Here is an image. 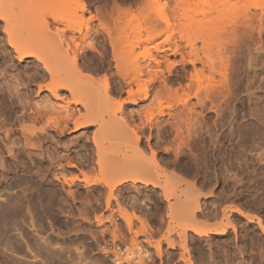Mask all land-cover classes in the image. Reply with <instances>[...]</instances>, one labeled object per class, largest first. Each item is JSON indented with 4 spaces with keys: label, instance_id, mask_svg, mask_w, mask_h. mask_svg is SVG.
Segmentation results:
<instances>
[{
    "label": "rangeland",
    "instance_id": "rangeland-1",
    "mask_svg": "<svg viewBox=\"0 0 264 264\" xmlns=\"http://www.w3.org/2000/svg\"><path fill=\"white\" fill-rule=\"evenodd\" d=\"M19 1L20 0H16V2L15 0H5L9 9V14L12 15L15 20L20 22H23V17L25 19L27 16V20L36 21L35 23L37 25H35L36 27L32 30V34L28 36V40L30 41V44L36 45L37 49L42 52L58 55L57 52H59V50H57L58 47L56 46L62 37H60L59 39L55 37L57 39L56 40L53 36H55L58 32L61 35L63 33V30H65L64 33L67 38L72 36V38H76L77 41H79V32H75L76 29H80L81 26L80 30L85 33L87 28L85 24H87V20L92 16L97 18L93 20L94 22L92 21L93 25H91L92 23L90 24L91 28L94 32H101L99 33L101 34L99 36L100 38L98 37L97 39H94L93 36L91 40L93 44H95L96 50H89L88 47V50L86 51L87 53L81 54L79 56V66L80 68L82 67L81 69L83 70V73L76 74L74 79L76 81H79L80 83L84 81L86 83L90 82L89 84L93 83L91 86H93L94 89H92V87L87 84L88 86L86 88L84 86L82 87L83 91L81 90L80 93H83H81V96L83 95L82 98H88L90 96L92 99L88 98V100L90 99L89 101L95 100L94 102L91 101V103H93V106H96H94L95 109L92 114L102 119L103 124L101 126L94 125L90 128H80L78 130L74 128L73 124H70L69 128L64 131L63 134L59 132L57 133L56 131H54L53 128H50V130L46 132V139L41 145V150L31 152V155L34 152L33 156L35 158L38 155V158H33L35 159L33 160L34 162L32 161L33 163H29L27 159L23 158H20L18 160L10 158L8 162L9 155L6 150L7 148H5V152L3 149L4 146L9 147V144H6L7 139L5 140L4 131L10 130L9 136L11 138V141H16L17 143L15 153L18 154V151H22V146L24 142L23 137L21 135L22 132L20 131L21 126L28 128H32L31 126H33L32 123L31 125L28 121H23V114L33 116L32 114H35L36 111H40L42 113H47V117H50L47 119L50 120L53 118V111L50 110L52 104H62V100H70L71 95L70 92L67 90L59 91V96L62 97L61 99H56L54 96L50 95L51 93L49 91H44V94H37V87L39 83L50 84L53 81L52 78H50L49 76L46 77L45 81H42L41 79H35L36 77H34V73H36L37 65H40L39 62H37L35 59H28L26 62L20 63L17 60L16 54L14 52H11L10 57L7 55L5 56L3 54H1L3 56L0 55V88L2 89V87H10L11 90H17V101L15 104L18 107V109H16L15 111L16 113L11 115L12 113L10 114L9 111L7 112L8 109L6 110V105L4 103L5 101L3 102L4 99L2 98L3 100H0L2 101L0 102V159H4V166L0 168V204L1 206H7L8 204L13 205V203H15L14 200H16L18 203L16 202L14 204L15 206L20 209L24 207L22 208L23 210L21 209L23 211L22 217H19L17 219V221L19 222L16 224H19L22 227H27H24V229H26L28 233L30 232L29 236L31 235L30 237L28 236V238L32 239L31 237H34L33 239L38 238L37 240H39L40 237L38 236L42 234L44 238L41 235L40 236L43 239L48 240V242H50L53 247L54 245L56 246L54 247V251L56 250V252L58 251L61 253L62 247L63 251L64 249L67 250V253L66 251H62L64 255H78V252H81L85 258L84 264H112V258L114 257L111 254L106 255L104 252L105 249L109 251L115 249V247L113 248L112 238L111 236H109L110 234H107L106 238H102L99 233H96L95 229L93 230V228H96L95 226H97L96 218L99 215L101 216L103 213H105L106 216L109 214L106 212V209H104L106 208V203L104 202L107 201L108 192L110 194V191L108 187L104 184L105 182L114 184L115 182H120L121 180L128 179L130 176L137 173L138 171L141 172L144 169V171L146 170L145 172H147L149 169H151L150 171H153V173H149L148 171L149 177L153 178L151 176L154 174V179H157L161 187H153L152 185L145 186L142 184L132 186L133 184L131 182H128L126 184L117 186V190L115 191V200L117 199L119 205L123 207V210L128 211V213L126 212L127 214L124 215H129L130 219L132 218L131 220L129 219V216L128 218H123V214V216L120 217L119 213H117V215H115L114 217V219H116L114 220L116 221V226L120 228L118 230L119 233H121L120 230L123 232L121 233V235L118 233L120 239L116 241V245L118 246L117 249L122 251L123 255H125V251L129 252L132 248H134V246L129 244H132L133 240L137 241L136 243L138 245L141 244L142 247H145L144 252L149 251L154 255L156 253L154 243L153 246H149L146 244L148 242V239L154 238L151 239L152 241H149L155 242L156 240V244H161V249L165 253L169 250L167 244L170 242L173 243V241L174 243L176 242L175 245L182 244L181 246L183 247L184 244H186L188 246L187 249L189 247L190 248L188 249L189 252L187 250H185L184 252L182 251L181 246L177 245L175 255L173 256V258H171L174 259V261H168V255H162L163 257L158 258V256H156L155 254L156 260L153 264H184L185 262H182L183 260H181L182 258L180 257L182 254L186 255L185 261H188V259L191 261L192 259V264H264V234L262 233L261 228L257 224L261 218L262 221H260L264 226V179H261L264 177V12L262 11V7H264V0H222L223 4L221 3V0H218L220 2V5H216L217 0H212V3L211 0H198L199 2H196L197 0H188L190 4L185 3L188 2L186 0H177V4L175 2L176 0H81L86 5V8L88 10V13H86L84 16L85 23H83V20L81 18L82 14L80 11H77V15H74L72 17L69 15V10H72V8H77L75 0H21L23 3L26 4L24 6L23 4L19 5ZM182 3L185 4L183 5ZM72 4L73 6H71ZM221 4L223 6H221ZM178 5L181 7L177 8ZM256 5H260L259 9L256 8ZM119 12H126V14L128 15L126 21H129L128 23L131 22L129 26L130 30L128 31V33L129 35L134 34L133 36L131 35L132 40L130 39L131 41H129L127 45H134L133 43H135L136 41L135 34L139 31H141L142 39L145 41L143 43L145 44L144 46L142 45L141 48H135L134 52H132L134 54L136 53V56H138L140 52L142 53L145 50L149 49V54L152 53V55L155 56L159 52L158 59L159 61L161 60L159 70L158 68H155L158 72V74L156 72V75H158V77L153 78V76L155 75H153L152 73L153 76L145 74L142 78V80L145 81L142 82L143 84H146V88L149 92V97H137L135 99L137 102L136 104L135 102L133 103L131 102V100H128V95L126 94V92L129 90V88L127 86V83L123 82L125 80H122L123 78H120L119 75L116 74L117 70L114 68L115 64L112 60L111 48L109 46L108 41L109 39L107 38L109 35L108 32L114 31L115 28V26L113 25L112 18L117 16ZM220 13L224 14V18H222V15H220ZM56 14H60L61 16L70 19L72 27L70 26V24L69 26L71 27V29L73 28L72 31L65 28V23L63 24L65 27L63 25H56L57 28L54 27L55 24L53 22L52 17ZM226 15H228V18L230 19L225 17ZM100 18H102V20ZM167 18L170 24L168 28L169 30H166L168 25H166V23L162 21L163 19L167 21ZM221 18L224 20L226 18L227 20L224 21ZM40 19L41 21H46L47 24H49V32L52 36H50L49 32L44 31V29H42L44 25L41 21H39ZM105 19L108 20L104 21L105 25L106 23H108V25H106V28L111 31H107L106 29H104L102 27L103 23L100 25V22ZM219 19L221 20L219 21ZM212 22L214 23L212 24ZM210 24L213 25V27ZM4 26L5 24L0 21V43L6 45L7 38H5L3 34ZM101 27L104 29V31L106 30L105 32H107L108 35L102 32ZM58 28L63 29L61 30L62 33L60 32V30H58ZM37 30L39 32L40 30H42V33H39ZM73 30L75 31L73 32ZM158 30L160 32L163 30L166 31H164L163 33L161 32L162 35H159V37L156 38L155 36L157 35L156 33L158 32ZM193 30H195V32ZM192 31L194 32V35L192 34ZM154 32V38L156 39L151 40L150 42L149 39L153 37L152 34ZM172 32H174V34ZM209 32H214L213 34L211 33L213 38L215 39L216 36L220 40H214L212 39V37H208L211 36L208 35ZM112 33L115 34L116 31L115 33ZM204 33L207 34V36ZM41 34L45 35H43L42 37ZM113 34L112 37H117ZM182 34L186 38H184ZM187 34H189L188 37L186 36ZM46 35L47 37L45 38L44 36ZM193 36L198 37L197 39H200L199 37H201V39L197 40L196 37ZM189 37L190 39H192V41L189 39ZM67 38L66 42H71V37L70 39ZM207 38H210L212 41L207 40ZM184 39H187L188 41ZM203 39L207 42H203ZM168 40L171 41L169 42ZM60 41H63V39ZM218 41L222 42L220 43L221 46L219 45ZM194 42L196 43L194 44ZM202 42L205 44H203ZM208 42L210 44L212 43L211 45L209 44L210 46H212V50L208 45ZM186 43L189 44L186 46ZM63 44L66 46V43ZM191 44H194L193 48H198L197 53L199 55V62L197 61L196 64L193 66H190L191 64L188 60L190 58L188 52L190 53V51H192L191 49H189L191 48ZM69 45L70 47L72 46L74 49L75 45L73 42H71ZM201 46L203 48H207V50L204 49L205 51L211 50L210 52H208V54H212H210L211 56L209 55V58L207 57V54H204L207 55L206 57L210 61L213 59L212 63L213 65H216L214 66L217 67L216 69L218 70H216L212 63H210V61L205 58V55L202 54L203 49ZM214 46H216V48H218L220 52L217 49H214ZM171 47L178 48V52L176 53V48L175 51L174 48L171 49ZM157 48L160 51H158ZM213 51L217 52L215 53ZM255 51L258 55L255 53ZM244 54L247 55L245 56ZM69 55L67 57L65 54H63V56L60 55L62 60L61 64H63L60 65V68L62 67L65 70H68L70 68L72 69V66L70 65L72 63L70 62L72 61V55ZM219 55L222 56V58L224 57L223 60H221V57ZM218 56L220 57L219 59ZM191 57L194 56L191 55ZM131 58L133 57H129V60ZM139 58V60H141V63H143L142 60H144V58L142 56H140ZM202 58L205 59V61L201 60ZM54 60L55 59L52 58V61L49 63H52ZM133 60L131 62L128 61V66L123 67L122 70L124 71V69H126L127 67L133 66ZM145 60L144 63L147 62V59ZM224 60L226 62L228 60L227 64L226 62H223ZM215 61L216 63H214ZM217 62L220 64H218ZM53 64L55 63L53 62ZM205 64L206 67H204ZM217 64L219 66H217ZM122 65H124V63ZM125 65H127L126 62ZM171 65H173V68H171ZM222 65L224 69L226 67L225 71L222 68ZM211 66L213 67L211 68ZM220 66L221 68L219 69ZM169 67L171 69H169ZM155 69L153 68V71ZM197 69H199V71L201 70L200 73ZM128 70L129 68H127L125 71L127 72ZM132 70L133 69L131 68V71ZM192 70H194L195 72L197 70V74H200V77L198 78V76ZM208 70L213 72L208 74ZM131 71L129 70V73L127 72L128 74H126L128 76H132L133 73ZM220 71L224 72H222L223 75L220 74ZM226 71L228 73L227 75ZM212 73L214 74L211 75ZM203 74H205L207 77L208 75H210V82L213 81L211 80L213 78L216 79H214L215 81H218H213L214 86H212V82L210 83L209 81H207L208 78H206L205 75L203 76ZM218 75L221 76V81H219L220 77ZM93 76L97 78H93ZM201 76H203L205 80H203L204 78ZM223 76L225 78H223ZM251 77L254 79L252 80ZM85 82L83 84H86ZM206 82L209 83L207 84L208 87L204 84ZM27 83H30L31 85L30 90H28L26 87ZM220 83H226V85L223 84V86ZM200 84H202L201 87H203L202 92L204 89V94L207 93L210 99L208 98L207 94L204 96L202 92H200V94L199 92H197L199 91ZM209 85L211 87H209ZM223 88L224 90H222ZM86 91L88 93H86ZM90 91L92 94L94 93L96 97L95 95H91ZM201 94L203 95L202 99L200 98ZM94 97L95 99H93ZM153 98L155 102L153 101ZM186 99L188 100L186 101ZM200 99L202 102L198 101ZM186 102L188 103V105ZM120 104L122 106L121 111ZM71 106L76 112V114H87L86 110L82 106H76L73 104ZM21 107L25 108L24 111ZM147 108L149 111L147 110ZM145 111L147 112L145 113ZM157 113H159L160 116ZM115 118L118 120L120 119V124L117 123L118 120L116 122ZM18 121L22 122V124H19L20 122ZM122 124L123 127H126L128 131H125L126 129L124 128L122 130V127L119 126ZM35 126L40 127L42 126V124H39V126L37 124ZM138 127L143 131L139 130ZM129 131H131V133H129ZM134 131L136 132V135L140 137V140L137 141L138 137L135 136ZM132 134L136 137L138 145L134 141L135 138L131 136ZM94 136H96L98 140L99 149L94 146L92 138ZM131 142L132 144H130ZM3 144L5 145L3 146ZM258 147H260V150ZM98 151L100 153H98ZM258 156L260 157L258 158ZM6 158L8 164L7 162H5ZM59 158H63V165H67L70 159L75 160L76 162L78 161L77 168H67L66 171L68 169L70 170L67 172H63V175H65L64 178L66 180H71L75 177V175L79 176L80 180H82V182L77 183V185L72 188V191L75 192V197L72 198L74 202L71 197H68L66 195L67 193H65L69 191L70 188L67 186L66 183L63 184L64 180L61 182V184L58 183L59 187L58 184L57 186L50 184V180H54V175L59 172L56 169L52 170L51 173L47 171V169L51 166L50 159H52V162H54V165H56V162ZM13 161H15L16 163ZM31 164L33 165L31 166ZM18 165H20L21 167L19 171L16 168ZM7 167H9V170L11 172L8 170ZM31 167L33 168L34 175H29L24 171V168ZM259 167H263V169ZM139 168L142 169L140 170ZM257 173H261V177H258ZM173 177L175 178V181L172 180ZM88 179L90 180V182H92V184L93 182L98 181L101 183H98V185L96 186L93 185V187H89L85 183V180L89 181ZM178 180H181V182H179ZM256 180H258V182L262 180L263 182L260 183L263 184H259ZM213 184H215V187ZM188 186H190V192H192L194 196H191V198H187V200L185 198L187 191H184L183 189L189 190ZM192 186H194L195 189ZM63 189L65 190V192L63 191ZM193 189L195 190V192L199 189L200 190L195 194ZM51 191L54 194H51ZM190 192H188V194ZM173 194L176 196H173ZM52 195L54 197H52ZM10 196L11 199H9ZM24 197L25 200H23ZM66 197L70 200L65 199ZM197 197L199 198L197 199ZM40 198L41 205L38 203ZM173 198H175L176 202L173 200ZM8 200H11V202ZM30 200H32V202H30ZM62 200L64 201V203ZM115 200H112V206L114 209L118 210V202H115ZM22 201L25 204H23ZM51 201H53L54 204H52V211H50L51 209L49 210L47 206H45L48 202ZM66 201H68L69 203ZM173 201L175 203L174 205L172 204ZM195 201L199 203L195 204ZM181 202H183V204ZM20 203L22 204V206ZM180 203L182 204V206ZM198 204H200V207L202 209L200 210V212H195L196 216L192 215V218L194 217V220L197 222L194 223V220L191 218V216L187 214V209H190L188 207H191L189 213L194 214L192 207L195 205L194 208H196V205ZM26 205L28 206V208ZM35 205L36 209H34ZM176 205L177 208L175 209L174 206ZM185 205H187V207H185ZM43 207L44 209H47L45 210L46 213L45 211H43ZM235 207H237L239 210L251 217L253 221L250 222V220L248 221V218L246 219V217L244 218L239 214L234 213L232 210L237 209ZM172 208L173 210L171 211ZM48 210L52 214L48 213ZM178 212L181 213L179 215L183 217H181L183 220L185 218L189 219L190 217V222H188V220L186 221V219L184 220L185 222H181V218L179 217ZM24 213L25 216L23 217ZM183 213L186 215H183ZM225 213H228L230 215L228 216V214L226 215ZM225 215L228 216L227 219L225 218ZM108 216L110 217V214ZM83 217H85V219ZM87 218H89V220ZM121 218L125 219L124 221H126V219H129L132 222V227L134 230L135 228H139L138 230L136 229L134 231L139 233V236H137V238L134 237L135 234L132 233L134 235L133 236L131 233L129 234L127 232V221L124 222ZM174 218L176 220H174ZM178 218H180L178 220L180 222H177ZM140 221L143 222L141 223ZM218 221L221 222H219L220 226L218 225L219 223H216ZM228 221H230L229 223H232L234 221L233 225L237 230L233 231V229L231 228V230H229L228 233L223 236H209L211 237V239H200V237L195 238L193 236L191 237L189 235H192V233L188 232L186 236L187 240L186 242H183L184 233H182V230L189 231V229L191 230L193 229V227L205 229L212 228V226H218L219 228L222 225L228 224ZM145 222L147 225L145 224ZM208 223L211 224V226H209ZM215 223L217 225H215ZM32 224H34L35 227L37 226L36 229L32 227ZM143 226H148L147 228L150 227L151 231L150 229H148V231L147 228ZM18 227L19 226H17V229ZM107 227H109L111 230L113 229V226H111L109 221H107ZM39 228H43L44 232L41 229L40 230L43 233L39 232ZM145 229L147 231H145ZM92 230L95 231L97 235ZM13 231L15 232L14 235L16 237L14 235L12 236L20 240L23 248L26 247L28 238H25L22 233H20L21 231H15L14 227L11 234H13ZM143 232L146 233V235ZM34 233L36 234V236H34ZM91 233L95 237H93ZM166 235L167 237L165 239ZM18 237H21L23 239H20ZM0 238L1 242L3 237H1L0 235ZM95 239H98V241H95ZM213 244L216 245L214 246ZM105 245H107L108 247ZM126 246L128 247V250L130 248L131 249L128 251L126 249ZM77 248L78 250H76ZM4 249L5 248H3L2 251H4L5 255H3V257L0 256V264H33V262L42 264V257L45 256L43 258L45 260V258L47 257L46 255H49L46 252L41 258L39 257V259H35V255L28 251L26 252L30 254L27 253V255L26 252L24 253V255L23 253L15 254V252H12L14 254L10 255L11 251L9 252L5 249L7 251L6 253ZM134 250L135 249H133V251ZM68 251L71 253H69ZM177 258L181 259L177 260ZM5 259H7L8 261ZM149 262L151 263V259L149 260Z\"/></svg>",
    "mask_w": 264,
    "mask_h": 264
},
{
    "label": "bare ground",
    "instance_id": "bare-ground-1",
    "mask_svg": "<svg viewBox=\"0 0 264 264\" xmlns=\"http://www.w3.org/2000/svg\"><path fill=\"white\" fill-rule=\"evenodd\" d=\"M14 1V0H13ZM24 1V0H23ZM180 1V0H179ZM182 1V0H181ZM186 1H188V0H186ZM215 1V0H214ZM213 1V2H214ZM222 1V0H221ZM224 1V0H223ZM223 1L221 2L222 4H223ZM15 2H16V0H15ZM28 2V1H27ZM32 2V1H31ZM30 2V3H31ZM176 2V4H177V0L175 1ZM196 2H199L198 0L196 1ZM202 2V1H201ZM75 3L77 4V8H72V10H69L68 12H69V15L72 17V16H74V15H77V11H80L81 12V18H82V20H83V23H85V20H84V16H85V14L86 13H88V10H87V8H86V5L80 0H75ZM181 3V2H180ZM179 3V4H180ZM185 3H187V4H190V2L188 1V2H185ZM184 3V4H185ZM211 3H212V0H211ZM215 3V2H214ZM18 4L20 5H22L23 4V6L24 5H26L25 3H23L21 0L18 2ZM183 4V3H182ZM183 4V5H184ZM221 4V6H223ZM16 5V4H15ZM216 5H220V2L217 0V4ZM263 5V4H262ZM17 6V5H16ZM71 6H73V4L71 5ZM220 6V7H221ZM257 7V9H259V6L258 5H256ZM264 6V5H263ZM27 7H28V5H27ZM177 7V6H176ZM179 7H181V6H179L178 5V7L177 8H179ZM262 7V6H261ZM26 8V7H25ZM214 8V7H213ZM216 8H218V7H216ZM27 9V8H26ZM217 10V9H216ZM262 11L264 12V7H262ZM260 12H261V10H260ZM262 12V13H263ZM21 14V13H20ZM220 15H222V18H224L223 17V15L224 14H221L220 13ZM127 14H126V12H119L118 13V15L117 16H115V17H113L112 18V20H113V25L115 26V28H114V31H112V32H114L115 33V31H116V33L115 34H113L112 32H108L109 33V35L107 34V32H105L106 30L107 31H111V30H108V28H106V25H108V23H106V25H105V22L104 21H108L107 19H105V20H103L102 22H100V25L102 24V27L104 28V29H106L105 31H104V29L102 28V32H104V34H107L108 35V41H109V46H110V48H111V53H112V60H113V62H114V64H115V69L117 70V75H119V77L121 78H123L122 80H125V81H123V82H125V83H127V86H128V88H129V90L126 92V94L128 95V100H131V102H135V104L137 103L136 102V98L137 97H142V96H144L145 98H148L149 97V92H148V90H147V88H146V84H143V82H145V81H143L142 80V78H143V76L146 74H148V75H151V76H153V75H155V76H153V78H156V77H158V75H156V72H157V70L155 69V68H158V70H159V67H160V63H161V60L159 61V59H158V55H159V52H158V54L155 56V55H152V53L151 54H149L150 52H148V51H150L149 49L148 50H145L144 52H140L139 54H138V56H136V53L134 54L133 52H134V49L135 48H141V46L143 45H145V44H143L145 41L142 39V34H141V31H139V32H137L136 34H135V37H136V41H135V43H133L134 45H131V44H129V45H127L128 44V42L129 41H131L132 39H131V35L133 36L134 34H131V35H129V33H128V31L130 30L129 29V26H130V24H131V22L130 23H128L129 21H126L127 20ZM28 17V16H27ZM26 17V18H27ZM32 17V16H31ZM225 17H229L228 15H226ZM260 17V16H259ZM24 19V17H23V22H20V21H17V20H15V18L12 16V15H10L9 14V9H8V6H7V4H6V2H5V0H0V21L1 22H3L4 24H5V26H4V30H3V34H4V37L5 38H7V44L5 45V44H1L0 43V55L1 54H3V55H7V56H9L10 57V55H11V52H14L15 54H16V58H17V60L20 62V63H24V62H26L28 59H35L37 62H39V66L37 65V67H36V73H34V77H36L35 79L37 80V79H41L42 81H45L46 80V77L47 76H49L50 78H52V82L50 83V84H45V83H39L38 84V92H37V94L38 93H43L44 91H49L51 94L50 95H52V96H54L56 99H61L62 97L61 96H59L60 94V92L59 91H63V90H67V91H69L70 92V95H71V99L70 100H62V104H52V106H51V108H50V110H52L53 111V118L52 119H50V120H52V121H50L49 119H47V118H50V117H47L48 116V114L47 113H42V112H40V111H36V113L35 114H32L33 116H29V115H26V114H23V117H22V119H23V121H28L30 124L32 123L33 124V126H31L32 128H28V127H22L21 126V135H22V137H23V146H22V151H18V154H16L15 153V148H16V141H11V138H10V136H9V133H10V130H5L4 131V134H5V140L7 139V143L6 144H9V147H5L4 145L5 144H3V146H4V152H5V148H7L6 150H7V152H8V162H9V159L11 158H13L14 160H18V159H20V158H23V159H27L28 161H29V163L30 162H32L33 160H35L36 158H38V155H37V157L35 158L34 156H33V154H34V152H33V154L31 155V152L32 151H40L41 150V145H42V143H43V141H45V135H46V132L48 131V130H50V128H53L54 129V131H56L57 133L59 132V133H61V134H63V132L64 131H66L68 128H69V125L70 124H73V126H74V128L76 129V130H78V129H80V128H90V127H93L94 125H102L103 124V121H102V119H100L99 117H97V116H94L93 114H92V112H94V106H93V103H91V101H93V100H91V101H89L88 100V98H91L90 96L88 97V98H82V96H81V93H80V91L83 89L82 87L84 86L85 88L88 86V85H92V84H89L88 82L86 83L85 81V83L86 84H83L84 82H79V81H76L74 78H75V75L76 74H81V73H83L82 71V67L80 68V66H79V56L81 55V54H85V53H87L86 51L88 50V47H89V50L91 49V50H93V49H95L96 50V46H95V44H93V42L91 41L92 40V37L94 36V39L96 38H98L101 34H99V33H101V32H98V31H93V29L91 28V25H93V23H92V21L93 20H95V18H97V17H91V18H89L88 20H87V24H85L86 26H87V28H86V31H85V33L84 32H82V30H80L81 29V26H80V29L79 28H77L76 29V31L75 30H73V32L75 31V32H79V41H77V39L76 38H72V36H70L71 37V42H73L74 43V45H75V47H74V49H73V47L71 46L70 47V43L68 44L67 42H66V36H65V33H64V31L65 30H63V29H59L58 28V30H60V32L62 33V31L61 30H63V33L60 35V33L58 32V30H57V32L58 33H56V35L55 36H53L54 38L56 37L57 39H59L60 37H62L60 40H62L63 39V41H60L59 40V42H58V44H59V46L61 47H59L58 46V44H57V46L56 47H58V49L57 50H59V52H57V54L58 55H53V54H49V53H46V52H42V51H40L39 49H37V47H36V45H33V44H30V41L28 40V36L29 35H31L32 34V30L36 27L35 25H37L35 22L36 21H34V20H27V19ZM34 18V17H33ZM53 22H54V24H55V26L54 27H56V25H63L64 23H65V28L66 29H69V30H71L72 31V29H71V23H70V19H68V18H66V17H64V16H61L60 14L58 15V14H56V15H53ZM221 18V19H222ZM37 19H39V18H37ZM99 19V18H98ZM97 19V20H98ZM101 20H102V18H100ZM165 19V18H164ZM162 20V21H164L165 23H166V25H168V27H167V29L166 28H164V29H166V30H169L168 28H169V26H170V24H169V22H168V18H167V21L166 20ZM221 19H219V21L221 20ZM228 19H230V18H228ZM256 19V18H255ZM26 20V21H25ZM36 20V19H35ZM222 20H224V19H222ZM225 20H227L226 18H225ZM224 20V21H225ZM39 21H41V19L39 20ZM132 21V20H131ZM223 21V22H224ZM259 21V20H258ZM42 22V24L44 25H42L43 27H42V29H44V31H47V32H49V30H50V26H49V24H47V22L46 21H41ZM40 22V23H41ZM43 22H45V23H43ZM94 22V21H93ZM217 22V21H216ZM38 23V22H37ZM92 23V24H91ZM210 23H211V21H210ZM214 22H212V24H213ZM262 23V22H261ZM69 24H70V26H69ZM91 24V25H90ZM223 24V23H222ZM226 24V23H225ZM104 25V26H103ZM211 25V24H210ZM216 25H218V24H216ZM255 25V24H254ZM212 27H213V25H211ZM59 27V26H58ZM136 27V26H135ZM157 27V26H156ZM172 27V26H171ZM216 27V26H215ZM250 27V26H249ZM40 28H41V26H40ZM57 28V27H56ZM55 28V29H56ZM100 28V29H101ZM83 29V28H82ZM163 29V28H162ZM255 29V28H254ZM257 29V28H256ZM85 30V29H84ZM134 30V29H133ZM166 30H163V31H161L162 33L164 32V31H166ZM173 30V29H172ZM204 30V29H203ZM251 30V29H250ZM38 31V30H37ZM42 30H40V32H41ZM68 31V30H67ZM71 31H69V32H71ZM101 31V30H100ZM194 32H195V30H193ZM192 31V32H193ZM213 31V30H212ZM39 32V31H38ZM39 32V33H40ZM56 32V31H55ZM72 32V33H73ZM155 32H157V31H155ZM155 32L152 34V36L153 37H151L150 39H149V41L151 42V40H154V39H156L157 37H159V35H162L161 34V32L158 30V32L156 33L157 35L155 36ZM191 32V33H192ZM194 32L192 33L193 35H194ZM197 32V31H196ZM204 32V31H203ZM214 32H215V30H214ZM214 32H211L212 34L214 33ZM42 33V32H41ZM46 33V32H45ZM113 35H116L117 37H112V34ZM131 33V32H130ZM133 33V32H132ZM159 33V34H158ZM173 34H174V32H172ZM210 32L208 33V35H211V36H208V37H212V39H214L213 38V36H212V34H211ZM49 34H50V36H52L51 35V33L49 32ZM167 34V33H166ZM169 34V33H168ZM191 34V35H192ZM205 34V33H204ZM260 34V33H259ZM43 35H45V34H43ZM43 35L41 34V36L43 37ZM77 35H78V33H77ZM106 35V36H107ZM183 35V34H182ZM188 35L189 34H187L186 36L188 37ZM195 35H196V33H195ZM206 36H207V34H205ZM204 35V36H205ZM217 35V34H216ZM49 36V35H48ZM103 36V35H102ZM154 36L156 37V38H154ZM173 36V35H172ZM205 36V37H206ZM215 36V35H214ZM45 38L47 37V35L46 36H44ZM70 37H68L69 39H70ZM104 37V36H103ZM183 37L184 38H186L184 35H183ZM193 37H196V36H193ZM203 37V36H202ZM44 38V39H45ZM52 38V37H51ZM55 38V39H56ZM64 38H65V40H64ZM67 38V39H68ZM100 38V37H99ZM149 38V37H148ZM198 37H196V39H197ZM200 39H201V37H199ZM204 38V37H203ZM222 38V37H221ZM53 39V38H52ZM56 39V40H57ZM131 39V40H130ZM181 39H182V37H181ZM188 39V38H187ZM187 39H184V40H187ZM189 39H190V37H189ZM200 39H197V40H200ZM215 39H218V37H216L215 36ZM214 39V40H215ZM50 40V39H49ZM48 40V41H49ZM107 40V39H106ZM105 40V41H106ZM126 42H125V41ZM147 40V39H146ZM191 41H192V39H190ZM196 40V41H197ZM207 40H211L210 38L208 39L207 38ZM218 40H220V39H218ZM252 40V39H251ZM169 41V40H168ZM171 41V40H170ZM169 41V42H170ZM188 41V40H187ZM186 41V42H187ZM212 41V40H211ZM168 42V43H169ZM203 42H207V41H205L204 39H203ZM202 42V43H203ZM217 42V41H216ZM219 42V41H218ZM63 43H66V46L63 44ZM196 42H194V44H195ZM220 43H222L221 41L219 42V45H220ZM254 43V42H253ZM261 43V42H260ZM124 44V45H123ZM127 46H126V45ZM147 44V43H146ZM180 44V43H179ZM185 44V43H184ZM189 43H186V46L188 45ZM193 44V45H194ZM203 44H205V43H203ZM202 44V45H203ZM210 43L208 42V45H209ZM212 44V43H211ZM210 44V45H211ZM213 44H214V42H213ZM72 45V44H71ZM193 45L191 44V48H189V49H191L192 51H190V53L188 52V54L190 55V58L188 59L189 60V63L191 64L190 66H193V65H195L196 64V62L199 60V55H198V48H193ZM197 45V44H196ZM207 45V44H206ZM209 45V46H210ZM256 45V44H255ZM122 46V47H121ZM124 46V47H123ZM130 46V47H129ZM178 46V45H177ZM208 46V47H209ZM217 46V45H216ZM216 46H214V49H217L218 50V48H216ZM221 46V45H220ZM189 47V46H188ZM195 47H197V46H195ZM202 47V46H201ZM200 47V48H201ZM212 46H210V48H211ZM219 47V46H218ZM250 47H252V46H250ZM253 47H254V45H253ZM10 48V49H9ZM129 48V49H128ZM146 48H147V46H146ZM156 48V47H155ZM172 48H174V47H171V49ZM176 48V47H175ZM175 48H174V50H175ZM210 48H208V49H210ZM203 49V50H202ZM202 51H203V53H202V51H201V53L203 54V55H205V54H207V55H205V58L208 60V61H210L208 58L212 55L211 53V55L210 54H208V52H210L211 50H212V48H211V50L210 51H205L204 49H206L207 50V48L205 47V48H203L202 47ZM220 49V48H219ZM222 49V48H221ZM253 49V48H252ZM259 49V48H258ZM261 49V48H260ZM157 50L158 51H160L158 48H157ZM177 50V51H176ZM176 53L178 52V48H176ZM104 51V50H103ZM133 51V52H132ZM185 51V50H184ZM200 51V50H199ZM205 51V52H204ZM219 51V50H218ZM258 51V50H257ZM263 51V50H262ZM186 52V51H185ZM213 52H217V51H213ZM220 52V51H219ZM246 52V51H245ZM244 52V53H245ZM264 52V51H263ZM161 53V52H160ZM175 53V52H174ZM197 53V54H196ZM205 53V54H204ZM222 53V52H221ZM220 53V54H221ZM248 53V52H247ZM255 53H256V51H255ZM259 53V52H258ZM63 54H65L66 55V57L69 55V54H71L72 55V61H70V62H72L70 65L72 66V69L70 68V69H64V68H60V65H63V64H61L62 63V60H61V57H60V55H62L63 56ZM131 54V55H130ZM182 54V53H181ZM180 54V55H181ZM187 54V55H188ZM250 54V53H249ZM257 54V53H256ZM3 55H1V56H3ZM71 55H69V56H71ZM178 55V54H177ZM179 55V56H180ZM191 55H193L194 57H191ZM210 55V56H209ZM213 55H215V54H213ZM222 55V54H221ZM245 55V54H244ZM247 55V54H246ZM245 55V56H246ZM258 55V54H257ZM133 57V58H131L133 61H134V63H133V66H129V67H127V68H129V70L131 71V68L133 69L131 72L133 73L132 74V76H128L127 74L129 73L128 71V73L125 71L126 69H124V71L122 70L123 69V67H125V66H128V64L129 63H127L128 61H132L131 59L129 60V57ZM135 56V57H134ZM140 56H142L143 58H144V60L145 59H147V62H145L144 63V60H142L143 61V63H144V65H143V63H141V60H139L140 58ZM208 58H207V57ZM220 56V55H219ZM218 56V59L221 57V60H223V58H222V56H220L219 57ZM244 56V57H245ZM253 56V55H252ZM49 57H51V58H49ZM160 57V56H159ZM186 57V56H185ZM189 57V56H188ZM52 58H54L55 60L53 61L55 64H53V62L52 63H49V62H51L52 61ZM163 58V57H162ZM182 58V57H181ZM192 58H195V59H192ZM201 58V57H200ZM247 58V57H246ZM253 58H255V57H253ZM183 59V58H182ZM218 59H215V60H218ZM257 59V58H256ZM50 60V61H49ZM164 60V59H163ZM162 60V61H163ZM201 60H204L205 61V59H201ZM248 60V59H247ZM124 61V62H123ZM146 61V60H145ZM181 61V60H180ZM207 61V62H208ZM212 61H213V59L210 61V63H212ZM125 62H126V64L127 65H125ZM188 62V61H187ZM199 62V61H198ZM223 62H226L225 60L223 61ZM227 62H228V60H227ZM227 62H226V64H227ZM249 62H251V61H249ZM257 62V61H256ZM255 62V63H256ZM124 63V65H122ZM169 63V62H168ZM203 63V62H202ZM206 63V62H205ZM209 63V64H210ZM214 63H216V61L214 62ZM218 63V62H217ZM222 63V62H221ZM245 63V62H244ZM131 64V63H130ZM165 64V63H164ZM208 64V65H209ZM218 64H220V63H218ZM217 64V66H219ZM237 64V63H236ZM241 64V63H240ZM168 65V64H167ZM174 65V64H173ZM173 65H171V68H173ZM184 65V64H183ZM186 65V64H185ZM212 65H213V63H212ZM215 65V64H214ZM213 65V66H214ZM169 66V65H168ZM213 66H211V68L213 67ZM216 66V65H215ZM214 66V67H215ZM256 66V65H255ZM264 66V65H263ZM204 67H206V64L204 65ZM209 67V66H208ZM207 67V68H208ZM225 67V66H224ZM259 67V66H258ZM153 68L155 69L154 71H153ZM170 67H169V69H171ZM217 67H215V69H216ZM221 68V66L219 67V69ZM222 68H223V65H222ZM239 68V67H238ZM243 68V67H242ZM169 69H168V71H169ZM210 69V68H209ZM214 69V68H213ZM214 69V70H215ZM224 69V68H223ZM225 69H226V67H225ZM225 69H224V71H225ZM228 69V68H227ZM251 69V68H250ZM198 70V72L200 73V71H199V69H197ZM197 70H196V72L194 71V70H192V71H194V73L198 76V78L200 77L198 74H197ZM211 70V69H210ZM210 70H208V74L209 73H211V72H213V71H210ZM216 70H218V69H216ZM215 70V71H216ZM222 70V69H221ZM229 70V69H228ZM246 70H249V69H246ZM254 70H256V69H254ZM264 70V69H263ZM171 71V70H170ZM204 71V70H203ZM202 71V72H203ZM210 71V72H209ZM222 72L223 71H220V74L221 75H223L222 74ZM127 73V74H126ZM152 73H153V75H152ZM193 73V72H192ZM224 73V72H223ZM85 74V73H84ZM157 74H158V72H157ZM187 74V73H186ZM214 73H212L211 75H213ZM217 74V73H216ZM228 73H227V71H226V75H227ZM255 74V73H254ZM202 75V74H201ZM205 74H203V76H204ZM225 75V76H226ZM85 76V75H84ZM203 76H201V77H203ZM206 76V75H205ZM209 76L210 75H208V77L206 76V78H208L207 79V81H209L210 82V78H209ZM219 76V75H218ZM33 77V78H34ZM148 77V76H147ZM150 77V76H149ZM220 78H219V81H221L220 79H221V76H219ZM229 77V76H228ZM237 77V76H236ZM32 78V77H31ZM93 78H97V77H94L93 76ZM204 78V77H203ZM218 78V77H217ZM223 78H225L224 76H223ZM227 78V77H226ZM252 78V77H251ZM29 79V78H28ZM34 79V80H35ZM150 79V78H149ZM215 78H213V79H211V80H213L214 82H217V81H215L214 80ZM254 78H252V80H253ZM89 80V79H88ZM146 80V79H145ZM155 80V79H154ZM190 80V79H189ZM203 80H205V78L203 79ZM202 80V81H203ZM223 80H225V79H223ZM228 80V79H227ZM259 80H261V79H259ZM33 81V80H32ZM41 81V82H42ZM82 81V80H81ZM143 81V82H142ZM148 81V80H147ZM152 81V80H151ZM201 81V80H200ZM213 81H211L212 82V84H213ZM238 81V80H237ZM264 81V80H263ZM153 82V81H152ZM164 82V81H163ZM193 82V81H192ZM205 82V81H204ZM210 82V83H211ZM222 82H224V81H222ZM31 83V82H30ZM30 83L28 84L27 83V85H26V87H27V89L28 90H30ZM35 83V82H34ZM150 83V82H149ZM191 83V82H190ZM196 83V82H195ZM201 83V82H200ZM88 84V85H87ZM206 86H207V84H209V83H204ZM212 84H210V85H212ZM221 84V83H220ZM224 84V83H223ZM223 84H221V85H223ZM230 84V83H229ZM239 84V83H238ZM252 84V83H251ZM86 85V86H85ZM192 85V84H191ZM201 85L202 84H200V88H199V91H197V92H199V94H200V92H202V88L203 87H201ZM209 85V87H211ZM221 85H219V86H221ZM224 85H226V83L224 84ZM223 85V86H224ZM245 85V84H244ZM248 85V84H247ZM196 86V85H195ZM212 86H214V84L212 85ZM222 86V87H223ZM229 86V85H228ZM259 86V85H258ZM92 87V89H94L93 88V86H91ZM208 87V86H207ZM218 87V86H217ZM217 87H215V88H217ZM84 88V89H85ZM90 88V87H89ZM205 88V87H204ZM226 88H228V87H226ZM225 88V89H226ZM248 88V87H247ZM91 89V90H92ZM197 89V88H196ZM196 89H195V91H196ZM210 89V88H209ZM219 89H220V87H219ZM261 89V88H260ZM88 90V89H87ZM198 90V89H197ZM201 90V91H200ZM206 90V89H205ZM207 90H208V88H207ZM206 90V91H207ZM222 90H224V88L222 89ZM252 90V89H251ZM83 91V90H82ZM211 91V90H210ZM256 91V90H255ZM93 92H95V91H93ZM108 92V91H107ZM208 92V91H207ZM250 92V91H249ZM16 93H17V90L16 89H14V90H11L10 89V87H6V88H3L2 87V89L0 88V100H3V102L5 103V105H6V110H7V112L9 111V113L11 114V115H13L14 113H16L15 111H16V109H18V107L16 106V101H17V97H16ZM86 93H88L87 91H86ZM90 93H91V91H90ZM44 94V93H43ZM83 94V93H82ZM199 94H198V96H199ZM202 94H204V89H203V92H202ZM200 95V98L202 99V97H203V95ZM207 94V93H206ZM206 94H204V96L206 95ZM91 95H95L94 93L92 94L91 93ZM156 95H158V94H156ZM227 95V94H226ZM235 95V94H234ZM207 96H208V94H207ZM237 96V95H236ZM60 97V98H59ZM95 97H96V95H95ZM95 97L93 98V99H95ZM247 97V96H246ZM253 97V96H252ZM257 97V96H256ZM3 98V99H2ZM127 98V97H126ZM157 98V97H156ZM208 98L210 99V97L208 96ZM236 98V97H235ZM16 99V100H15ZM92 99V98H91ZM196 99V98H195ZM199 99V98H198ZM201 99L200 100H198V101H201ZM243 99V98H242ZM254 99V98H253ZM128 100H126V101H128ZM188 99H186V101H187ZM205 100H207V99H205ZM205 100H204V102H205ZM95 101V100H94ZM93 101V102H94ZM153 101H154V98H153ZM152 101V102H153ZM182 101V100H181ZM235 101V100H234ZM0 102H2V101H0ZM155 102V101H154ZM184 102V101H183ZM202 102V101H201ZM180 103V102H179ZM187 103V102H186ZM80 105V106H82L85 110H86V112H87V114L86 115H81L80 113H78V114H76V112L74 111V109L72 108V106L71 105ZM96 104V103H95ZM154 104V103H153ZM205 104V103H204ZM242 104V103H241ZM187 105H188V103H187ZM203 105V104H202ZM246 105H250V104H246ZM93 106V107H92ZM150 106H151V104H150ZM96 107V106H95ZM184 107V106H183ZM242 107H243V105H242ZM256 107H257V105H256ZM22 108V110L24 111V107H21ZM121 108H122V106H121V104H120V111H121ZM151 108V107H150ZM206 108V107H205ZM181 109H183V108H181ZM251 109V108H250ZM249 109V110H250ZM2 110V109H1ZM4 110V109H3ZM118 110V109H117ZM147 110H148V108H147ZM224 110V109H223ZM232 110V109H231ZM245 110V109H244ZM248 110V109H247ZM252 110H253V108H252ZM5 111V110H4ZM22 111V112H23ZM52 111H51V113H52ZM149 111V110H148ZM152 111V110H151ZM151 111H150V114H151ZM162 111V110H161ZM214 111V110H213ZM216 111V110H215ZM147 111H145V113H146ZM262 112H263V110H262ZM51 113H50V115H51ZM163 113V112H162ZM260 113V112H259ZM18 114V113H17ZM80 114V115H79ZM153 114V113H152ZM157 114H159V113H157ZM254 114V113H253ZM96 115V114H95ZM161 115H163V114H161ZM224 115V114H223ZM230 115V114H229ZM159 116H160V114H159ZM217 116V115H216ZM256 116V115H255ZM153 117V116H152ZM174 117V116H173ZM227 117V116H226ZM230 117V116H229ZM253 117V116H252ZM261 117V116H260ZM263 117V116H262ZM6 118V117H5ZM140 118V117H139ZM254 118V117H253ZM142 119V118H141ZM261 119H263V118H261ZM115 120H116V122H117V120L118 119H116L115 118ZM114 120V121H115ZM120 120V119H119ZM118 120V122L117 123H119L120 124V121ZM159 120V119H158ZM22 121V120H21ZM22 121V122H23ZM155 121V120H154ZM174 121V120H173ZM18 122H20V121H18ZM22 122H20L19 124H22ZM122 122V121H121ZM147 122V121H146ZM156 122V121H155ZM170 122V121H169ZM220 122V121H219ZM234 122V121H233ZM236 122V121H235ZM255 122V121H254ZM264 122V121H263ZM108 123V122H107ZM125 123V122H124ZM215 123V122H214ZM258 123V122H257ZM31 124V125H32ZM38 124V126H39V124H42V126H40V127H36L35 125H37ZM222 124H224V123H222ZM260 124H263V123H260ZM144 125V124H143ZM158 125V124H157ZM232 125V124H231ZM259 125V124H258ZM35 126V127H34ZM119 126H121L122 127V130H123V124L122 125H119ZM125 126V125H124ZM156 126V125H155ZM250 126V125H249ZM30 127V126H29ZM192 127V126H191ZM137 128V127H136ZM142 128V127H141ZM145 128V127H144ZM262 128V127H261ZM53 129H51V130H53ZM124 129H126V127L124 128ZM138 129H139V127H138ZM151 129V128H150ZM218 129V128H217ZM232 129V128H231ZM240 129V128H239ZM260 129V128H259ZM2 130V129H1ZM139 130H142V129H139ZM192 130V129H191ZM125 131H128L127 129L125 130ZM143 131V130H142ZM157 131V130H156ZM249 131V130H248ZM102 132V131H101ZM101 132H100V134H101ZM135 132V131H134ZM133 132V133H134ZM198 132V131H197ZM129 133H131V131H129ZM128 133V134H129ZM165 133V132H164ZM60 134V135H61ZM135 134V136L136 137H138L137 135H136V132L134 133ZM142 134H143V132H142ZM176 134H177V132H176ZM197 134V133H196ZM51 135V134H50ZM49 135V136H50ZM126 135V134H125ZM253 135V134H252ZM264 135V134H263ZM131 136H133L134 138H135V143H137V141L138 140H140L139 138L140 137H138V139H137V141H136V137L132 134ZM132 137V138H133ZM93 138V142H94V146L97 148V149H99V143H98V140H97V138H96V136H94V137H92ZM128 138H131V137H128ZM133 138V139H134ZM132 139V140H133ZM131 141V140H130ZM212 141V140H211ZM3 143V142H2ZM130 144H132V142L130 143ZM133 145H134V143H133ZM137 145H138V143H137ZM136 145V146H137ZM214 145V144H213ZM257 147V146H256ZM262 147V146H261ZM259 148V150H260V147H258ZM141 149V148H140ZM215 149V148H214ZM239 149V148H238ZM221 150V149H220ZM264 150V149H263ZM2 152V151H1ZM255 152V151H254ZM258 152V151H257ZM98 153H100L99 151H98ZM153 153H155V152H153ZM260 153V152H259ZM6 154V153H5ZM254 154V153H253ZM7 155V154H6ZM1 156V155H0ZM264 156V155H263ZM2 157H4V156H2ZM260 156H258V158H259ZM33 158H35V159H33ZM49 158H50V156H49ZM65 158V157H64ZM252 158V157H251ZM261 159V158H260ZM264 159V158H263ZM3 158L2 159H0V168H2V166H4V163H3ZM38 160V159H37ZM63 158H59L58 159V161L56 162V165H54V162H52V159H50V162H51V166L47 169V171L49 172V173H51L52 172V170H54V169H56L57 171H59L57 174H55L54 175V180H50L51 181V183L50 184H52V185H56L57 186V184L58 183H60L61 184V182L63 181V184L64 183H66L67 184V186L70 188V190L69 191H67V192H65V188L63 189V191L65 192V193H67L66 195L68 196V197H71V199L72 198H74L75 197V192L74 191H72V188L73 187H75L76 185H77V183H79V182H82V180H80V177L79 176H76L75 175V177L74 178H72L71 180H66L64 177H65V175H63V172H67V171H69L70 169H73V168H77V165H78V161L76 162L75 160H71L70 159V161L67 163V165H63ZM27 161V162H28ZM125 161V160H124ZM243 161H245V160H243ZM253 161V160H252ZM259 161V160H258ZM5 162H7V158H6V161ZM8 162H7V164H8ZM13 162H15V161H13ZM34 162V161H33ZM32 162V163H33ZM261 162V161H260ZM16 163V162H15ZM14 163V164H15ZM6 164V163H5ZM22 164V163H21ZM23 164H25V163H23ZM79 164H81V163H79ZM146 164V163H145ZM33 164H31V166H32ZM37 165V164H36ZM10 166H11V163H10ZM24 166V165H23ZM102 166V165H101ZM142 166V165H141ZM149 166V165H148ZM251 166H252V164H251ZM254 166V165H253ZM262 166V165H261ZM13 167V166H12ZM80 167V166H79ZM145 167V166H144ZM247 167V166H246ZM8 168V170H9V167H7ZM17 169H18V171H19V169L21 168L20 167V165H18L17 167H16ZM67 168H70V169H68L67 171H66V169ZM135 168V167H134ZM148 168V167H147ZM259 168H262L263 169V167H259ZM258 168V169H259ZM140 169V168H139ZM142 169V168H141ZM140 169V170H141ZM146 169V168H145ZM261 169V170H262ZM3 170V169H2ZM5 170V169H4ZM12 170V169H11ZM83 170V169H82ZM148 170V169H147ZM151 169H149L148 171H149V173H153V171H150ZM255 170V169H254ZM10 171V170H9ZM8 171V172H9ZM24 171L26 172V173H28L29 175L30 174H32V175H34V173H33V168L31 167V168H24ZM136 171V170H135ZM142 171H144V169L142 170ZM140 172V171H138L137 173H135V174H133L132 176H130L128 179H126V180H121L120 182H115L114 184H110L109 182H105V184L104 185H106L107 187H108V189H109V191H110V194H109V192H108V198H107V201L106 202H104V203H106L105 204V206H106V208H104V209H106V212L107 213H109L110 214V217L107 215H105V213H101L102 215L99 217H97L96 218V224H97V226H95L96 228H93V230L95 229V231H96V233L98 234L99 233V235L102 237V238H106V236H107V234H110L109 236H111V238H112V243H113V248L115 247V249H113L112 251L110 250H106L105 249V254L106 255H109V254H111L114 258H112L113 259V261H112V264H153L154 263V261L156 260V256H158V258H161V257H163L162 255H168V257H169V260L168 261H171V260H173L174 261V259H171V258H173V256L175 255V251L177 250V245H179V244H176L175 245V243H174V241H173V243H168L167 241V245H168V247H169V250L168 251H166V253L165 252H163V250L161 249V244H156V240H155V242H150V241H152L151 239H154V238H151V239H148L147 241V245H149V246H153V243H154V247H155V251H156V256H155V254L153 255L152 253H150L149 251L148 252H144L145 251V247H142L141 246V244L140 245H138L136 242L137 241H134L133 240V242H132V244L131 243H129L130 245H132V246H134V248H130L131 249V251H129L128 250V247L126 248L129 252H127V251H125V255H123L122 254V251H120L119 249H117L118 248V246L116 245V241L117 240H119L120 238H119V235H118V233H119V229L120 228H118L117 226H116V221H114V220H116V219H114V217H115V215H117V213H119V215H120V217L121 216H123L124 214L126 215L127 213H128V211L127 210H123L122 208L123 207H121L120 205H119V202L117 201V199L115 200V191L117 190V186H120V185H123V184H126V183H128V182H131L133 185L132 186H137L138 184H142V185H145V186H149V185H152L153 187L154 186H156V187H159L160 185H159V183H158V181H157V179L155 180L154 179V174L151 176V177H153V178H150L149 177V173H148V171L147 172ZM258 171H260V170H258ZM257 171V172H258ZM11 172V171H10ZM38 172H41V171H38ZM14 173H16V172H14ZM37 173V172H36ZM35 173V174H36ZM263 173V172H262ZM65 174V173H64ZM81 174V173H80ZM242 174V173H241ZM258 174V173H257ZM261 173H259L258 174V177H261V175H260ZM44 175V174H43ZM148 175V176H147ZM260 175V176H259ZM37 176H39V175H37ZM129 176V175H128ZM171 176V175H170ZM82 177H83V174H82ZM175 177V176H174ZM173 177V179L172 180H174L175 178ZM244 177V176H243ZM38 178V177H37ZM67 178V177H66ZM124 178H126V177H124ZM172 178V177H171ZM39 179H40V177H39ZM101 179V178H100ZM178 179V178H177ZM214 179V178H213ZM258 179V178H257ZM262 180L264 179V177L263 178H261ZM89 180V179H88ZM119 180H120V177H119ZM209 180V179H208ZM226 180V179H225ZM250 180H252V179H250ZM260 180V179H259ZM259 181L258 182V180H256L259 184H263L264 182L263 181ZM43 181V180H42ZM49 181V182H50ZM175 181V180H174ZM179 182H181V180H178ZM177 181V182H178ZM173 182V181H172ZM185 182V181H184ZM187 182V181H186ZM195 182V181H194ZM204 182V181H203ZM239 182V181H238ZM242 182V181H241ZM240 182V183H241ZM245 182V181H244ZM249 182V181H248ZM260 182H263V183H260ZM85 183L87 184V186H89V187H93V185H98V183L100 184L101 182H93V184H92V182H90V180L89 181H87V180H85ZM119 183V184H118ZM196 183V182H195ZM65 184V185H66ZM118 184V185H117ZM238 184V183H237ZM179 185V184H178ZM203 185V184H202ZM214 185V187H215V184H213ZM187 186V185H186ZM185 186V187H186ZM210 186V185H209ZM249 186V185H248ZM262 186V185H261ZM58 187H59V184H58ZM103 187V186H102ZM161 187V186H160ZM184 187V188H185ZM193 188H194V186H192ZM192 187H191V189H192ZM56 188V187H55ZM119 188V187H118ZM163 188V187H162ZM187 188V187H186ZM190 188V186H188V189ZM227 188V187H226ZM262 188V187H261ZM32 189V188H31ZM54 189V188H53ZM181 189H183V188H181ZM195 189V188H194ZM193 189V190H194ZM206 189H207V187H206ZM259 189V188H258ZM51 190V189H50ZM49 190V191H50ZM59 190V189H58ZM89 190H90V188H89ZM184 191H187L186 192V196H185V193H184V196H185V198L187 199V198H191V196H194V194H192V192H190V189L189 190H185V189H183ZM200 190V189H199ZM198 190V191H199ZM211 190V189H210ZM223 190V189H222ZM241 190V189H240ZM57 191V190H56ZM56 191H54V192H56ZM192 191V190H191ZM198 191H196V192H198ZM52 192V191H51ZM58 192V191H57ZM188 192H190L189 194H188ZM194 192H195V190H194ZM196 192H195V194H196ZM201 192V191H200ZM249 192V191H248ZM40 193V192H39ZM48 193V192H47ZM46 193V194H47ZM202 193V192H201ZM231 193V192H230ZM51 194H54L53 192L51 193ZM57 194V193H56ZM107 194V193H106ZM191 194V195H190ZM215 194V193H214ZM213 194V195H214ZM219 194V193H218ZM254 194V193H253ZM25 195V194H24ZM60 195H62V194H60ZM65 195V194H64ZM188 195V196H187ZM200 195V194H199ZM206 195H208V194H206ZM227 195V194H226ZM229 195V194H228ZM250 195V194H249ZM255 195V194H254ZM39 196V195H38ZM47 196V195H46ZM58 196V195H57ZM117 196V195H116ZM173 196H176V195H174L173 194ZM172 196V197H173ZM16 197V196H15ZM41 197V196H40ZM48 197V196H47ZM52 197H54L53 195H52ZM100 197V196H99ZM216 197V196H215ZM223 197V196H222ZM35 198V197H34ZM42 198V197H41ZM41 198L39 199V204H40V200H41ZM45 198V197H44ZM59 198V197H58ZM199 197H197V199H198ZM201 198V197H200ZM221 198V197H220ZM2 199V198H1ZM9 199H11V196H10V198ZM13 199V198H12ZM32 199V198H31ZM52 199H54V198H52ZM65 199H67V197L65 198ZM69 199V198H68ZM67 199V200H68ZM115 200V202H118V210L117 209H114L113 208V206H112V200ZM218 199V198H217ZM251 199V198H250ZM23 200H25V197H24V199ZM38 200V199H37ZM36 200V201H37ZM70 200V199H69ZM73 200V199H72ZM95 200V199H94ZM97 200V199H96ZM173 200L175 201V198H173ZM180 200V199H179ZM188 200V199H187ZM259 200V199H258ZM7 201V200H6ZM8 201H10L11 202V200H8ZM13 201V200H12ZM15 201V203L17 202L16 200H14ZM13 201V202H14ZM19 201H20V199H19ZM46 201V200H45ZM44 201V202H45ZM50 201V200H49ZM63 201V200H62ZM174 201H173V205L175 204L174 203ZM9 202V203H10ZM12 202V203H13ZM29 202V201H28ZM30 202H32V200H30ZM66 202H68V201H66ZM73 202H74V200H73ZM96 202V201H95ZM98 202V201H97ZM172 202V201H171ZM176 202V201H175ZM212 202V201H211ZM243 202V201H242ZM263 202V201H262ZM15 203H13V205L11 204V205H7V206H1V204H0V235H1V237H3L2 238V240H1V242H0V256H2L3 257V255H5V253H4V251H2L3 250V248H5L7 251H11L10 252V255H12V254H14V253H12V252H15V254L16 253H23V255H24V253L26 252V251H28V252H31V253H33L34 255H35V259H39V257L41 258L42 256H43V254H45L46 252L49 254V255H46L47 257L45 258V260L43 259L45 256H43L42 257V264H43V262H44V264H84V256H83V254L81 253V252H78V255H76V254H74V255H64V253L63 252H65L66 251V253H67V250H65L64 249V251L62 250L63 249V247L62 246H60V247H62V249H61V253H63V254H61L60 252H56V250L54 251V247H56L55 245H54V247H53V245L50 243V242H48V240H45V239H43L44 238V236L42 235V234H40L39 236H38V234H37V236L38 237H40L39 238V240L42 242H40L39 240H37V239H33L34 237H31L32 239H30V238H28V236H29V234H30V232L28 233L27 232V230L26 229H24V227L25 226H20L19 224H16V223H18L19 221H17V219L19 218V217H22V208H24V207H22L21 209L20 208H18L17 206H15L14 204ZM18 203V202H17ZM22 203L23 204H25L23 201H22ZM37 203V202H36ZM47 203V202H46ZM55 203H57V202H55ZM63 203H64V201H63ZM69 203V202H68ZM67 203V204H68ZM182 204H183V202H181ZM180 203V204H181ZM197 203H199V202H196L195 201V204H197ZM207 203H208V201H207ZM222 203V202H221ZM237 203V202H236ZM21 204V203H20ZM32 204V203H31ZM30 204V205H31ZM34 204H35V202H34ZM53 201H51V202H48L45 206H47V208L50 210V211H52V207H53ZM182 204H181V206H182ZM201 204V203H200ZM200 204H198V205H196V208H194L195 207V205L192 207L193 208V213L194 214H191V213H189L190 212V209H191V207H188V208H190V209H187V211H188V213L187 214H189L190 216H191V218H192V215H194V216H196L195 215V212H200V210L202 209L201 207H200ZM234 204V203H233ZM243 204V203H242ZM17 205V204H16ZM33 205V204H32ZM37 205V204H36ZM36 205H35V207H34V209H36ZM41 205V204H40ZM39 205V206H40ZM43 205V204H42ZM63 205V204H62ZM66 205V204H65ZM97 205V204H96ZM100 205V204H99ZM124 205V204H123ZM122 205V206H123ZM169 205V204H168ZM178 205V204H177ZM177 205L176 206H174L175 207V209L177 208ZM235 205V204H234ZM261 205H263V204H261ZM18 206H20V205H18ZM21 206H22V204H21ZM27 206V205H26ZM38 206V205H37ZM44 206V205H43ZM44 206V207H45ZM71 206V205H70ZM190 206V205H189ZM209 206V205H208ZM44 207H43V209H44ZM117 207V206H116ZM173 207V206H172ZM185 207H187V205H185ZM185 207H184V209H185ZM248 207V206H247ZM259 207V206H258ZM27 208H28V206H27ZM41 208H42V206H41ZM88 208V207H87ZM87 208H86V210H87ZM101 208V207H100ZM124 208H125V206H124ZM207 208V207H206ZM235 208H237V207H235ZM242 208H243V206H242ZM40 209V208H39ZM59 209V208H58ZM62 209V208H61ZM195 209V210H194ZM211 209V208H210ZM256 209V208H255ZM45 210H47L46 208L43 210V211H45ZM48 210V211H49ZM116 210H117V212H116ZM173 210V208L171 209V211ZM183 210V209H182ZM205 210V209H204ZM253 210V209H252ZM47 211V212H48ZM48 212V213H50V214H52L51 212ZM77 211V210H76ZM94 211V210H93ZM176 211V210H175ZM179 211V210H178ZM207 211V210H206ZM208 211H210V210H208ZM234 213H237V214H239L240 216H242V217H246V219L248 218V221L250 220V222L251 221H253V219L251 218V217H249L248 215H246L244 212H242L241 210H239L238 208L237 209H234V210H232ZM125 212V213H124ZM127 212V213H126ZM157 212V211H156ZM155 212V213H156ZM45 213H46V211H45ZM73 213V212H72ZM78 213H79V210H78ZM83 213V212H82ZM206 213V212H205ZM42 214V213H41ZM93 214H94V212H93ZM123 214V215H122ZM135 214V213H134ZM174 214H175V212H174ZM179 214H181V213H179L178 212V215ZM203 214V213H202ZM226 214V213H225ZM228 214V213H227ZM226 214V215H227ZM27 215V214H26ZM79 215V214H78ZM118 215V216H119ZM123 216V218L124 217H126V218H128V216L129 215H127V216ZM156 215V214H155ZM183 215H186V214H184L183 213ZM206 215V214H205ZM211 215V214H210ZM225 215V218L227 219V217L230 215V214H228V216H226ZM232 215V214H231ZM260 215V214H259ZM25 216V213H24V215H23V217ZM32 216V215H31ZM45 216V215H44ZM48 216V215H47ZM80 216H81V214H80ZM134 216H136V215H134ZM160 216H161V214H160ZM175 216V215H174ZM173 216V217H174ZM34 217V216H33ZM179 217L181 218L182 216H180L179 215ZM55 218V217H54ZM84 219H85V217H83ZM94 218H95V216H94ZM123 218H121L123 221L125 220V219H123ZM176 218H177V216H176ZM180 218H178L177 219V222H183L184 220L181 218V220L180 221H178ZM188 218V217H187ZM197 218V217H196ZM210 218V217H209ZM211 218H213V217H211ZM24 219V218H23ZM28 219V218H27ZM88 220H89V218H87ZM120 219V220H121ZM129 219H130V216H129ZM129 219H126V221H124V222H126L127 223V229H128V233L130 234H135V238H137V236H139L138 234L139 233H137V232H134L137 228H135V230L133 229V227H132V222L129 220ZM134 219V218H133ZM162 219V218H161ZM189 219H190V217H189ZM189 219H186V221L188 220V222H190L189 221ZM193 220H194V217L192 218ZM214 219H216V218H214ZM20 220V219H19ZM31 220H32V218H31ZM34 220V219H33ZM128 220H129V222H128ZM140 220V219H139ZM138 220V221H139ZM142 220V219H141ZM174 220H176L175 218H174ZM191 220V219H190ZM201 220V219H200ZM199 220V221H200ZM232 220V219H231ZM260 220H261V218H260ZM258 221V225H259V227L261 228V230H262V233L264 234V226L262 225V223H261V221ZM28 221V220H27ZM107 221H109V223L111 224V226H113V229L111 230L109 227H107ZM133 221V220H132ZM204 221H206V220H204ZM247 221V220H246ZM24 222H25V220H24ZM33 222V221H32ZM78 222V221H77ZM83 222V221H82ZM89 222V221H88ZM141 223L143 222V221H140ZM185 222V221H184ZM192 222V221H191ZM196 221L194 220V223H195ZM201 222V221H200ZM220 221H218V222H216L217 224L219 223ZM230 221H228L227 223L228 224H226V225H222L221 227H219L218 228V226H212V228H196V227H193V229H189V231L188 230H182V233H184L183 234V238H184V241L183 242H186V240H187V233L188 232H190V233H192V235H189V236H193V237H195V238H198V237H200V239H202V238H210L211 239V237H209V236H213V235H215V236H223V235H225L226 233H228V231L229 230H231V228L233 229V231H235V230H237L236 228H235V226L233 225V222L232 223H229ZM125 223V224H126ZM140 223V224H141ZM197 223V222H196ZM215 223V225H217ZM221 223V222H220ZM220 223L218 224L219 226H220ZM34 224H35V222H34ZM34 224H32V227L33 228H35L36 229V227H35V225ZM37 224V223H36ZM145 224H146V222H145ZM164 224V223H163ZM199 224H202V223H199ZM237 224V223H236ZM246 224V223H245ZM109 225V224H108ZM123 225V224H122ZM143 225V224H142ZM147 225V224H146ZM208 225L209 226H211V224H209L208 223ZM253 225V224H252ZM17 226H19L18 227V229H17ZM26 226H27V223H26ZM158 226V225H157ZM208 226V227H209ZM13 227H14V229H15V231H17V232H20V233H22V235L25 237V238H28L27 240H28V242L26 243V247H24L23 248V246L21 245V242H20V240H18L17 238H15L16 236L14 235L15 234V232L13 231V234H11L12 233V230H13ZM16 227V228H15ZM136 227V226H135ZM143 227H146V226H143ZM148 227V226H147ZM146 227V228H147ZM214 227V228H213ZM25 228H27V227H25ZM29 228V227H28ZM32 228V229H33ZM91 228V227H90ZM246 228V227H245ZM34 229V230H35ZM41 228H39V230H40ZM89 229V228H88ZM139 229V228H138ZM137 229V230H138ZM141 229V228H140ZM148 229H150V231H151V228L149 227V228H147V230ZM160 229H162V228H160ZM239 229V228H238ZM29 230V229H28ZM43 232H44V230H43V228L41 229ZM41 230L39 231V232H41ZM92 230V231H93ZM146 229H145V231H147ZM158 230V229H157ZM250 230V229H249ZM36 231V230H35ZM46 231V230H45ZM73 231V230H72ZM87 231V230H86ZM95 231H93L94 233H95ZM149 231V230H148ZM163 231V230H162ZM161 231V232H162ZM33 232V231H32ZM37 232H38V229H37ZM43 232H41V233H43ZM75 232V231H74ZM120 232L121 233H123L121 230H120ZM153 232V231H152ZM95 233V234H96ZM121 233H119L120 235H121ZM144 233V232H143ZM148 233V232H147ZM35 234V233H34ZM92 234V233H91ZM96 234V235H97ZM145 235H146V233H144ZM160 234V233H159ZM171 234V233H170ZM229 234H230V232H229ZM12 235H14V236H12ZM17 235V234H16ZM22 235H21V237H22ZM93 235V234H92ZM31 236V235H30ZM29 236V237H30ZM34 236H36V234L34 235ZM91 236V235H90ZM99 236V237H100ZM128 236V235H127ZM126 236V237H127ZM144 236V235H143ZM21 237H18V238H20V239H23V238H21ZM93 237H95L94 235H93ZM97 237V236H96ZM132 237V236H131ZM166 237H167V235L165 236V239H166ZM236 237V236H235ZM243 237V236H242ZM146 238H148V237H146ZM195 238H190V239H195ZM213 238V237H212ZM247 238V237H246ZM1 239V238H0ZM94 239V238H93ZM132 239H134V238H132ZM164 239V240H165ZM168 239V238H167ZM172 239V238H171ZM256 239V238H255ZM103 240V239H102ZM128 240H130V239H128ZM150 240V241H149ZM207 240V239H206ZM209 240V239H208ZM229 240V239H228ZM249 240H251V239H249ZM22 241H24V240H22ZM95 241H98V239H95ZM125 241V240H124ZM123 241V242H124ZM253 241V240H252ZM110 242V241H109ZM129 242H131V241H129ZM165 242V243H166ZM216 242V241H215ZM95 243V242H94ZM111 243V244H112ZM221 243V242H220ZM23 244V243H22ZM55 244V243H54ZM107 244V243H106ZM125 244H126V242H125ZM191 244V243H190ZM204 244V243H203ZM211 244V243H210ZM218 244V243H217ZM230 244V243H229ZM99 245V244H98ZM123 245H124V243H123ZM182 245V244H181ZM181 245H179V246H181ZM214 245V244H213ZM216 245V244H215ZM214 245V246H215ZM225 245V244H224ZM2 246H4V247H2ZM53 247V248H51V247ZM100 246V245H99ZM98 246V247H99ZM105 246H107V245H105ZM252 246V245H251ZM57 247H58V245H57ZM108 247V246H107ZM106 247V248H107ZM130 247V246H129ZM187 245L186 244H184V246L182 247L181 246V248H182V251H184L185 252V250H187L188 251V249L190 248H188L187 249ZM201 247V246H200ZM204 247V246H203ZM26 248V249H25ZM65 248V247H64ZM70 248V247H69ZM4 249V250H5ZM51 249H53V250H51ZM60 249V248H59ZM68 249V248H67ZM112 249V248H111ZM133 249H135L134 251H133ZM180 249V248H179ZM5 250V251H6ZM76 250H78V248L76 249ZM7 251H6V253H7ZM52 251H54V252H52ZM63 251V252H62ZM70 251V250H69ZM68 251V252H69ZM108 251V252H107ZM224 251V250H223ZM238 251V250H237ZM243 251V250H242ZM28 252H26V255H27V253ZM124 252V251H123ZM152 252V251H151ZM189 252V251H188ZM209 252V251H208ZM69 253H71V252H69ZM73 253V252H72ZM180 253V252H179ZM193 253V252H192ZM198 253H199V251H198ZM202 253V252H201ZM216 253V252H215ZM252 253V252H251ZM263 253H264V251H263ZM28 254H30V253H28ZM144 254V255H143ZM261 254V253H260ZM8 255V254H7ZM18 255V254H17ZM106 255H104V256H106ZM177 255V254H176ZM192 255V254H191ZM240 255V254H239ZM242 255V254H241ZM146 256H147V258H146ZM178 256V255H177ZM180 256V255H179ZM189 256V255H188ZM217 256V255H216ZM243 256V255H242ZM260 256V255H259ZM1 257V258H2ZM181 258H177V260L178 259H181V260H183L182 262H185L184 264H192V259H191V261L188 259V261H185V259H186V255L185 254H182L181 256H180ZM210 257V256H209ZM5 258V257H4ZM175 258V257H174ZM188 258V257H187ZM238 258V257H237ZM151 259V263L149 262V260ZM163 259V258H162ZM162 259H161V261H162ZM5 260H7V259H5ZM180 260V261H181ZM8 261V260H7ZM87 261V260H86ZM167 261V262H168ZM203 261V260H202ZM210 261V260H209ZM160 262V261H159ZM243 262V261H242ZM86 263V262H85ZM101 263H102V261H101ZM105 263V262H104ZM164 263V262H163ZM172 263V262H171ZM181 263V262H180ZM248 263H249V261H248ZM8 264V263H7ZM10 264V263H9ZM33 264H38V263H35V262H33ZM170 264V263H169ZM210 264V263H209ZM234 264V263H233ZM252 264H254V263H252Z\"/></svg>",
    "mask_w": 264,
    "mask_h": 264
}]
</instances>
